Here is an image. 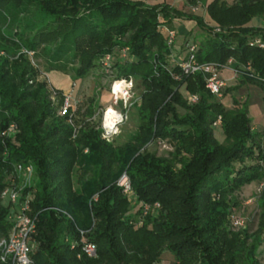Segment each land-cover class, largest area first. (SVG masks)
<instances>
[{
	"label": "trees",
	"instance_id": "obj_1",
	"mask_svg": "<svg viewBox=\"0 0 264 264\" xmlns=\"http://www.w3.org/2000/svg\"><path fill=\"white\" fill-rule=\"evenodd\" d=\"M202 2L187 0V11L131 0H0V193L17 166L33 167L23 194L33 196L35 264H160L166 251L173 264H264L262 237L233 227L239 192L264 181V134L253 129L245 104L226 108L203 74L182 75L164 34L176 21L193 20L206 33L193 43L200 63L224 66L232 59L231 67L250 65L264 79V48L253 43L264 45V28L248 26L264 16V0L207 3L223 32L190 11ZM30 53L42 59L44 72L73 66L81 78L111 56L115 78L133 79L141 89L131 140L108 143L101 119L76 132L53 100L54 93L62 96L39 78ZM238 79L264 93V81ZM10 125L15 133L1 136ZM156 140L170 142L173 153H151ZM124 173L130 196L118 184ZM138 204L159 208L138 222ZM13 207L0 199V240L11 231ZM90 243L95 257L83 250Z\"/></svg>",
	"mask_w": 264,
	"mask_h": 264
},
{
	"label": "rangeland",
	"instance_id": "obj_2",
	"mask_svg": "<svg viewBox=\"0 0 264 264\" xmlns=\"http://www.w3.org/2000/svg\"><path fill=\"white\" fill-rule=\"evenodd\" d=\"M211 1L212 0H209V2ZM225 1L228 4H232L234 0ZM176 9L182 8L177 7ZM203 14V8L199 7L196 15L203 16ZM210 20L207 18L205 23L213 26L216 32H223L221 27L215 25ZM261 24H264V16L253 18L248 26L256 29L261 28ZM169 29L170 28L167 26L164 30V34L167 35V31ZM173 30L177 33L175 45L172 46L175 51L174 56H176V60L174 61L173 59L174 63H177V60H183L189 53V50L183 47L186 38L189 39L190 44H193L195 41H204L203 38L206 36L205 31L197 26L196 22L193 20L176 21L174 23ZM23 52L27 53L26 50ZM30 56L32 63L36 67L40 68L39 61L42 59H38L34 53H30ZM41 63L43 62L41 61ZM110 66L111 65L109 63L102 61L100 62V66L92 70L85 78L75 76V73H73V66H67L66 69L61 68L60 70L48 69L45 72L43 71L44 67L41 66L39 69L41 72L39 78L47 79L51 87L55 91L59 92L60 96H62L61 100L58 98V95L55 93L53 94V100L59 110L64 104V99L68 97L70 98L71 105L74 104V107L68 112L69 122L72 123L76 132H78V130L85 124H90L94 121L98 122L100 119V127L101 129L102 127L104 128L106 125L105 115L108 109H113L114 112L123 114L124 121L117 125V129L114 130L110 136H107V138H109L107 140L108 143L123 145L131 140V137L136 133L137 126L139 124V118L136 113V108L133 106V101L138 100L141 89L136 88V84L133 79H129L126 81V84H131L128 92L129 100L126 101L125 99H120V97H114L113 85L115 82L120 80L115 78V71ZM231 68L232 67H228L219 73L220 77L226 80L225 93L221 96L220 101L226 108H231L237 103L241 105L245 104L248 108L253 129L262 135L264 134L263 90L257 84L249 82L242 83L240 82V79L236 80L235 78L230 79L231 74H234L231 73ZM181 92L185 95V88H183ZM118 95H120V93H118ZM128 96H126V99H128ZM125 111H127V116L124 114ZM217 137L220 141L222 140V138L218 136V132ZM149 151L159 157L167 158L171 155V153H173L174 149L170 142L156 140L149 146ZM125 178H127V181L130 182L128 175L124 173L119 178L118 184L121 185L123 182H126ZM21 181L23 185L24 179ZM261 183H264V181L247 185L239 192L238 199L241 206L238 210H236L233 218L244 219L246 221L245 228H248L251 233H258L260 237H262L263 244L260 246V258L262 263H264V204L262 203V199L259 194L261 190ZM131 191L132 187L126 195L130 196ZM3 203L9 204L10 202L9 200L4 199ZM142 207L143 206L141 204H138L134 210V212H138L136 217L138 222L143 220V218L148 215L144 214V207ZM13 209H15V207H13ZM152 209L149 211V215L153 216L156 212L152 211ZM168 262L173 264L175 262V257L172 253L166 251L162 255L160 264H169Z\"/></svg>",
	"mask_w": 264,
	"mask_h": 264
},
{
	"label": "built area",
	"instance_id": "obj_3",
	"mask_svg": "<svg viewBox=\"0 0 264 264\" xmlns=\"http://www.w3.org/2000/svg\"><path fill=\"white\" fill-rule=\"evenodd\" d=\"M198 10L197 7H192L191 12H196ZM177 33L173 29H169L167 31V44L168 46H173L176 42ZM254 44L259 45L261 48H264V45L259 41L256 40L253 42ZM187 49L189 53L186 58L183 60H177V64L181 69V73L184 76H192L196 73H201L204 75L205 87L209 91V93L213 96L220 98L222 96V91L226 87V80L221 78L219 73L231 67L234 61L230 59L227 65L219 66L217 64L212 63H200L197 60L196 51L197 45L196 44H188ZM127 49L123 50L122 53L125 55ZM111 60V56L107 55L104 59V62L109 63ZM176 59H174L175 61ZM231 72L234 73L232 76L233 78L237 79L242 76L254 78L259 81H264V79H260L254 75L251 70L250 65H246L243 67L242 70L231 68ZM124 81L125 84L127 80H120ZM126 92L127 96L129 95V88L125 87L118 95V93H114V97H120L122 100H129L126 99L123 93ZM198 97L196 95L188 96V101L190 103L197 102ZM127 105V102H126ZM74 107V104L71 105L70 98L64 99V104L60 109V115L66 116L70 109ZM127 107V106H126ZM125 107V108H126ZM108 111V110H107ZM118 114L122 119L120 122L124 121L123 114ZM127 116V111L124 112ZM115 123L114 128L112 126H107L103 129L102 137L106 140L107 136H110L114 130L117 129V125L120 123ZM16 131V127L14 125H10V127L5 130L1 136H12ZM34 169L32 166L23 167L21 165L17 166L15 175L9 184L1 191L0 199L9 200L10 204L15 207V213L13 216V225L11 231L6 238H2L0 240V262L8 263V264H35L32 259V244L33 242V235L36 232V217L31 215V202L33 199L32 193L27 192V194H23V189L30 187L32 180H33ZM24 179V183L22 185V181ZM126 182H123L120 186L124 188V193L128 194L131 190V186L127 178H125ZM262 188V184L260 189ZM158 209L159 204H155L153 207L145 206L143 208L144 214H147L151 209ZM246 225V221L242 218H233V227L240 229ZM84 252L90 256L95 257L97 253L96 246L94 244H86L83 248Z\"/></svg>",
	"mask_w": 264,
	"mask_h": 264
},
{
	"label": "crops",
	"instance_id": "obj_4",
	"mask_svg": "<svg viewBox=\"0 0 264 264\" xmlns=\"http://www.w3.org/2000/svg\"><path fill=\"white\" fill-rule=\"evenodd\" d=\"M131 1L143 2V3H145L146 5H149V6H154V5H159V4H166V5H168L170 7H173V8H177V7L182 8V9H179V10H183V9H186L187 11L189 10V6L186 7V5H188V3H186L187 0H131ZM207 3H210L209 0H205V2H202V5H199L200 7L203 8L204 14H203L202 17H203V19L205 21H206L207 18L210 20L208 14L206 12V9H205L206 8L205 5ZM199 6L197 7L198 10H199ZM198 10L196 11V13L198 12ZM190 11H191V9H190ZM261 26L263 27L264 24H261ZM174 57L176 59V56H174ZM232 78H233V76L231 74L230 79H232ZM168 263L170 264V262H168Z\"/></svg>",
	"mask_w": 264,
	"mask_h": 264
},
{
	"label": "clouds",
	"instance_id": "obj_5",
	"mask_svg": "<svg viewBox=\"0 0 264 264\" xmlns=\"http://www.w3.org/2000/svg\"><path fill=\"white\" fill-rule=\"evenodd\" d=\"M125 87L130 88V87H131V84H130V83L125 84L124 81H118V82H115L114 85H113V92H114V93H119V92H121L122 89L125 88ZM123 95L126 97V96H127V93L124 92ZM113 116H114V119H113V121L111 122V125H112V127L114 128L115 123L120 122L122 118H121L118 114H113Z\"/></svg>",
	"mask_w": 264,
	"mask_h": 264
},
{
	"label": "bare ground",
	"instance_id": "obj_6",
	"mask_svg": "<svg viewBox=\"0 0 264 264\" xmlns=\"http://www.w3.org/2000/svg\"><path fill=\"white\" fill-rule=\"evenodd\" d=\"M54 77H56V76H54ZM59 77V76H58ZM57 78V77H56ZM67 80H68V78H67ZM63 81H64V79H63ZM113 114H116L115 112H114V110L113 109H108V111H107V113H106V120H105V123H106V125L107 126H112L111 125V122L113 121V119H114V116H113Z\"/></svg>",
	"mask_w": 264,
	"mask_h": 264
}]
</instances>
